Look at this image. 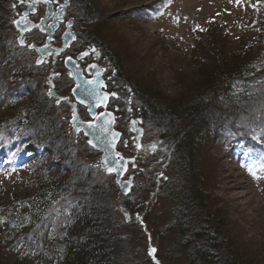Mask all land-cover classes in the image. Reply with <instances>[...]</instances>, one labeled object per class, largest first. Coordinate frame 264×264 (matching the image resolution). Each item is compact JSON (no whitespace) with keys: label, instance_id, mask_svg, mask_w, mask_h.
Segmentation results:
<instances>
[{"label":"rangeland","instance_id":"obj_1","mask_svg":"<svg viewBox=\"0 0 264 264\" xmlns=\"http://www.w3.org/2000/svg\"><path fill=\"white\" fill-rule=\"evenodd\" d=\"M70 2L67 21L75 20L74 27L81 42L103 48L116 67L119 90L125 87L135 90L138 102L134 99V106L130 102L134 114L142 106L141 99H148L151 93L161 92L174 100L182 96L190 98L194 96L191 93L206 91L214 83L210 73L216 78L222 75V70L244 68L246 61L256 64L262 53L255 47L256 34L252 27L258 14L257 3L262 4V0H89L93 8L89 18H95L94 21L85 19L84 0ZM10 17L11 13L5 8L1 20L9 21ZM61 32L57 33L56 45ZM5 33L9 43L16 46L14 31L10 28ZM34 36L27 38V44L34 41ZM16 51L17 58H21L28 69L34 67L29 76L19 80L27 86V83L36 85L38 94L47 98L50 69L36 68L35 58L26 49ZM218 67L222 70L216 71ZM65 78L61 73L53 81L58 91L63 88L60 94L70 89ZM6 80L14 82L17 77H6ZM28 90L34 91V88L28 87ZM12 92L9 90L7 95ZM49 101L55 107L53 101ZM2 105L0 126L7 119L11 121L15 117L11 111L17 109L13 104ZM70 111L67 108L65 114L68 121ZM79 114L86 121L82 110ZM53 116L57 120L53 130L69 132L67 125L61 124L60 110L53 112ZM148 118L149 115L144 118L145 123L140 121L143 135L136 167L134 170L128 167L127 174L133 179L130 195L121 196L113 178L104 187L103 198L111 214L110 229L121 239L115 264H188L189 250L201 242L188 236L194 228L204 226L202 222L207 220V214L201 206L210 204L214 205L210 218L219 215L215 222H222L231 248L238 253H253L251 257L256 260L264 257V156L255 158L244 147L224 148L211 134L204 137L198 133L187 147L182 135L174 138L172 131L166 132ZM126 119V122H118L116 129L122 126L123 130L128 129L129 118ZM132 119L138 118L133 115ZM68 127L70 129L69 124ZM208 128L206 125L202 130L207 132ZM68 136L71 140L67 147L69 158L78 165L79 172L83 174L99 165L103 173L98 153L95 152L98 155L95 160L84 151L82 144H76L78 135L72 132ZM3 142L6 141L0 139V145ZM117 150L123 158H133V148L131 151L129 148L130 155L128 151ZM17 154L10 155V162H16L15 166L3 163L0 167L2 217L5 213L20 212L22 203L35 197L38 182L47 175L42 164H36L32 152L23 154L29 157L25 166L17 165ZM249 169L259 179L254 178ZM198 174L200 184L195 185ZM8 258L10 262L11 257ZM262 260L264 264V258Z\"/></svg>","mask_w":264,"mask_h":264},{"label":"trees","instance_id":"obj_2","mask_svg":"<svg viewBox=\"0 0 264 264\" xmlns=\"http://www.w3.org/2000/svg\"><path fill=\"white\" fill-rule=\"evenodd\" d=\"M5 8L12 14L11 0H0V16ZM256 9L258 14L252 27L256 34L255 47L262 50L258 55L262 58L256 64L246 61L244 68L228 71L218 67L216 71L222 70V75L214 78L210 73L214 83L206 91L191 93L194 96L190 98L182 96L174 100L161 92L151 93L148 99H141L142 106L134 111L136 114L133 109L127 115L123 112L119 123H123L130 114L145 123L144 118L149 115L151 123L160 125L166 132L172 131L174 138L182 135L187 147L198 133L204 137L211 134L224 148L244 147L248 154L262 158L264 0L262 4L257 3ZM87 10L84 13L89 16L90 6ZM10 21L0 18L3 26L0 33V104L2 107L13 104L12 107L17 106V109L14 107L11 111L15 117L0 126V139L6 141L0 145V157H4L0 158V167L3 163L15 166L16 162H10V155L16 153L17 165L25 166L29 157L23 154L28 151L35 156L36 164H42L47 175L38 182L35 197L22 203L20 212L0 216V264H15L14 260L16 264H115L121 239L110 229L108 218L111 214L107 212L108 204L103 198L104 187L111 182V177L104 175L98 169L99 165L82 174L75 161L70 160L67 147L71 144L68 134L72 132L65 115L67 108L65 105L59 106L61 109L54 107L48 97L38 94L36 85L27 83V86L19 80L29 76L34 67L28 69L16 56L18 48L9 43L5 31L10 30ZM11 76H16L17 80L7 81L6 77ZM9 90L13 92L7 95ZM34 92L36 94L33 95ZM130 93L134 106V99L138 102L136 92L130 89ZM57 110L62 115L61 124L67 125L69 132L53 130L57 124L53 112ZM206 125L209 128L204 132L202 127ZM76 138V144H82L84 151L97 160L98 155L85 145V139L80 135ZM198 177L201 175L198 174L195 185L200 184ZM213 207L211 204L201 206L207 220L202 222L204 226L194 228L188 236L195 242L201 240L198 246L189 250L188 264H263L264 257L256 260L251 257L253 253H238L231 248L232 243L226 241L222 222H215L219 215L210 218ZM184 231L182 229V233ZM8 257H11L10 262ZM246 257L251 259L248 261Z\"/></svg>","mask_w":264,"mask_h":264},{"label":"flooded vegetation","instance_id":"obj_3","mask_svg":"<svg viewBox=\"0 0 264 264\" xmlns=\"http://www.w3.org/2000/svg\"><path fill=\"white\" fill-rule=\"evenodd\" d=\"M44 2H47L51 4L52 11L54 14H58V11L61 10L62 6L65 5V10H64V17L62 22H59L55 31L53 32L52 36L50 37L51 40V46L55 49L61 48L62 44V37L66 33L68 24H70V29L71 32L74 36V39L70 46L65 49L64 52H62L60 55L56 56L53 58V56H48L47 58H44L40 65H36V61L38 59V54L36 53L35 49H31V46H34L35 48H42L45 46L46 40L49 38V36L43 32H41L38 28V25L41 23V21L45 20L46 17V11H47V6L45 5ZM70 0H11V29L14 31L16 35L15 39V44L17 48H23L26 49L29 54H31L35 58L34 66L37 68H45L47 67L50 69L49 76L50 77V82L53 84V91L54 93L59 96V97H67L69 98V102L73 103V98L71 97V91L73 88L76 87V84L74 83V75L73 73L65 68V61L70 60L74 62V66L76 69L80 71V76L83 77L86 80H91L94 78L92 74H96L98 76L103 84V88L101 89L103 93H106L109 98L107 100V104L105 108L99 109L97 111V114L102 113L104 110L107 112H110L113 114L114 117V130L117 131L120 134V142L117 145V149H121L122 152L126 148H133V158L135 159V164H136V156L137 153L140 152V149L138 151L134 150V145H133V134L130 133L129 131V122L134 120L137 122L139 127L141 126V122L139 119H132L131 114L127 116L129 118L128 120V129L125 128L123 130L124 134H122V130L116 129V125L119 122V119L122 118L121 114L125 112L127 115L129 112H131V93L129 88H124V90H119V85L116 83L117 79V71L116 67L114 64L111 62L110 58L106 54V52L103 50L102 47L99 45H95L93 43H85L81 42L80 37L78 35V32L74 26L75 25V20L70 19V21H67L68 13H69V6H70ZM35 5L34 12L29 13V10L32 9L33 5ZM14 10V12H13ZM24 13H27V15H24ZM19 18H24L27 19L28 22H30L33 25V28L29 31L24 32L23 34H20V32L15 29L14 27V22L17 21ZM52 23V19L47 20L46 22V28L48 27L49 24ZM59 31H62L60 39H59V44L56 45L57 42V33ZM30 35H35L34 36V41H31L30 44H27V38H30ZM19 39V40H18ZM20 42V43H19ZM95 50V51H93ZM89 68V71L87 70ZM90 71H92V74H88ZM61 73L64 74L66 77L64 79L66 86L67 84H70V89L68 90L67 93L60 94L59 91H63L62 89H59V91L55 87V82L54 79H57L58 76L61 75ZM48 84V81H47ZM46 84V85H47ZM57 90V91H56ZM47 97L49 100L53 101L55 107H59L61 105H65L68 110L70 111V107L68 103L61 102L58 105L55 104L56 100L53 98L49 97L48 90H47ZM79 110L83 111L86 115V121H83L81 119V116L79 114ZM76 112L82 122H90V118L87 114V109L77 105L76 106ZM72 115V110L70 111ZM70 115V118H71ZM126 119V118H125ZM127 120V119H126ZM125 120V122H126ZM70 121V119H69ZM68 121V123H69ZM70 126V125H69ZM71 128V127H70ZM141 128V127H140ZM72 130V129H71ZM73 134L74 131L72 130ZM75 135H80L82 134L77 133ZM130 137V139H126V137ZM83 137V136H82ZM84 138V137H83ZM85 139V138H84ZM142 139V138H141ZM141 145V141H140ZM119 151V150H117ZM123 152V153H125ZM128 155V154H127ZM138 164V163H137ZM130 168V166H129ZM130 170H134L131 169ZM128 169L127 173L130 171ZM131 175L126 174L123 180L128 179V177ZM132 177V176H131ZM113 178V177H112ZM133 180V179H132ZM133 184V183H132ZM133 187V185H132Z\"/></svg>","mask_w":264,"mask_h":264},{"label":"water","instance_id":"obj_4","mask_svg":"<svg viewBox=\"0 0 264 264\" xmlns=\"http://www.w3.org/2000/svg\"><path fill=\"white\" fill-rule=\"evenodd\" d=\"M47 6L45 20L41 21L38 28L41 32L47 34L49 38L45 42V46L42 48H35L31 46V49H35L38 54V59L36 65H40L41 61L48 56L60 55L67 49L72 43L74 36L69 27L62 37L61 48L55 49L51 46L50 37L55 31L59 22H62L64 17L65 5L62 6L58 14H54L51 8V4L44 2ZM35 5L29 10V13L34 12ZM27 15V13H24ZM52 19V23L46 28L47 20ZM18 22V23H17ZM14 27L20 34L29 31L33 28V25L28 22L27 19L19 18L14 22ZM19 40V39H18ZM20 43V42H19ZM65 68L72 72L74 75V83L76 87L71 91V97L73 98V103L69 102L67 97H59L53 91V84L50 82V77L48 78V94L50 98L56 100L55 104L58 105L61 102L68 103L70 109L72 110V115L69 121V125L75 134L80 133L86 140V145L91 150L98 153L100 156V167L103 173L107 176H112L114 183L118 188L121 196L127 197L131 193L132 189V177L129 176L128 179H124L127 174L128 167L131 169L136 167L135 159H125L117 151V145L120 142V134L114 130V117L113 114L107 111H103L97 114L99 109L105 108L109 96L102 92L103 84L96 74H92L90 71L88 74H92L94 78L91 80H86L80 76V71L75 68L74 62L70 60L65 61ZM89 71V68L87 69ZM82 106L87 109V114L90 118V122H82L76 112V106ZM129 131L133 134L134 147L138 151L140 149V141L143 135L142 129L139 127L136 121L132 120L129 122ZM111 169V171H109Z\"/></svg>","mask_w":264,"mask_h":264},{"label":"bare ground","instance_id":"obj_5","mask_svg":"<svg viewBox=\"0 0 264 264\" xmlns=\"http://www.w3.org/2000/svg\"><path fill=\"white\" fill-rule=\"evenodd\" d=\"M84 6H85L86 11H89V10H87V9H88V7L90 6V14L93 15V8H92L91 3L89 2V0H84ZM13 12H14V10H13ZM90 14H89V16H87V15L85 14V15H86V18H85V19H86V20H88V18L91 16ZM89 19H91L92 21H94L95 18H89ZM36 68H37V67H36ZM133 145H134V142H133ZM140 148H141V145H140ZM134 150H135V147H134ZM126 151H128V153H127L128 155L132 154V152H130L131 150L129 151V148H126ZM135 151H136V150H135ZM99 158H100V156H99ZM129 159H130V158H129ZM100 168H101V167H100ZM103 174H104V173H103ZM104 175H105V174H104ZM106 176H107V175H106ZM110 177L112 178V176H110ZM116 187H117V186H116ZM117 191H118V189H117ZM118 192H119V191H118ZM119 194H120V193H119ZM125 198H126V197H125Z\"/></svg>","mask_w":264,"mask_h":264},{"label":"snow or ice","instance_id":"obj_6","mask_svg":"<svg viewBox=\"0 0 264 264\" xmlns=\"http://www.w3.org/2000/svg\"><path fill=\"white\" fill-rule=\"evenodd\" d=\"M93 51H95V50H93ZM109 171H111V169H109ZM249 171H250V174L253 175L254 178L259 179V177L256 176L255 172H253L251 169H249ZM155 251H156L155 249H152V253H155Z\"/></svg>","mask_w":264,"mask_h":264}]
</instances>
